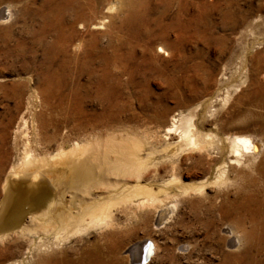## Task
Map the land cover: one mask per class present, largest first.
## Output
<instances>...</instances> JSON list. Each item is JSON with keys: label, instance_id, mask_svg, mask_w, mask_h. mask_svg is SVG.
<instances>
[{"label": "bare ground", "instance_id": "6f19581e", "mask_svg": "<svg viewBox=\"0 0 264 264\" xmlns=\"http://www.w3.org/2000/svg\"><path fill=\"white\" fill-rule=\"evenodd\" d=\"M165 1L161 0V6H164ZM194 1L195 7L188 11L186 0H168L170 7L167 11V25L171 34L180 36L182 31L188 28L207 38H220L217 33H204L207 31L206 27L212 25L205 13L214 0ZM258 1L261 11L244 16L241 11L237 13L239 8L234 0H216V17L220 20L226 18L225 27L236 23L234 34L244 32L254 33V36L260 35L259 33L264 31V0ZM141 4V0H39L35 7L36 25L33 23L35 27L32 28H35L36 38L43 32L50 34L47 41L41 43L40 74L44 80H52L61 69L66 70L69 67L68 71L72 70V60L77 58L76 64L83 65L81 68L85 70V80L81 83L78 81L77 85L89 87L95 100L88 101L94 104V108L90 106L88 109H82L79 99L36 100V104L33 103L37 106L36 111L27 113L28 118L33 121L29 127L33 135L29 137H26L20 127L23 108L18 109L15 123L8 131L10 137L7 139L15 152L11 159L7 160V164L5 163L0 175V240L15 239L21 241V244L14 255L7 254L0 264H119L120 259L114 253V245L119 235V221L111 215L112 210L122 208L133 212V209L142 205L146 209L149 207V220L152 224L167 212L168 203L160 202L147 187L137 183V179L143 173H152L151 168L144 171L146 166H153L152 156L165 161L178 148H196L200 136L191 128L184 113L169 112L163 119L164 117L159 115L160 109L151 110L148 115L150 113L158 123L161 122L157 128L161 143L153 148L146 141L148 147L140 150V122L146 119L131 108L126 100L129 94L121 90V86L138 83L133 78L138 69L139 75L154 70L148 64L149 51L145 52L147 54L133 56L128 50L132 43L137 42L146 19ZM30 13L32 15V12ZM3 14L5 9L0 7V16ZM257 23L260 28L251 32V28ZM72 24L81 29L85 26L96 29L88 30L87 36L84 34L85 37H80L76 29L72 28ZM70 38L74 39L76 45L81 44L88 50L92 48L96 51L99 67L93 74L90 72L92 67L85 68L87 64L83 63L90 58L85 52V55L80 52L78 55L81 56L77 57L72 55L73 51L65 52ZM143 44L141 42V45ZM120 46L126 48L121 49ZM163 47L159 40L154 44L156 50L161 51ZM161 52L164 53L163 50ZM64 53L67 55L64 56ZM118 59L119 63L112 66ZM108 66H111V69ZM118 74H121V78ZM256 81L249 93L257 95L251 94L249 100L261 109L256 111L259 119L264 122V77L263 80ZM139 82L145 81L140 78ZM259 93L262 96L258 95ZM44 124L48 126L47 131H34L40 127L42 129ZM143 129L145 132L142 130V135L146 140L147 136L151 137L153 134V128L144 125ZM170 132H173L171 138L167 135ZM219 138L220 143L214 145V153L220 155L221 159L212 165L211 181H215L223 164L228 162L249 168V171L264 179V148H258V143L248 139L244 133L229 132ZM47 142L49 145H46ZM33 145L45 148L31 151ZM170 181L171 176L167 173L158 179L156 187L162 188ZM248 184V190L243 191L244 186L240 184L235 196L225 198L222 194L215 203L219 213L239 210L245 225L239 228L240 245H237L235 236L224 228L228 247L217 257L214 264H264V196L253 194V191L261 188L259 183L257 187L252 179ZM199 185L198 182L187 186L197 190ZM187 186L179 184L177 190L182 191ZM261 186L264 189V184ZM89 226L98 230L92 237L80 239L74 245L68 244V254L62 249L53 252L52 248L60 238L78 233ZM53 227L61 231L60 238L54 234ZM46 229L49 231V238L42 239L41 235ZM144 237L148 242V252L142 258L140 241ZM3 246L1 244L0 248ZM174 248L181 252L184 245L175 244ZM120 249L123 254L121 261L125 264L144 263L152 254L153 243L148 236L136 237L123 244ZM167 264L178 262L170 258Z\"/></svg>", "mask_w": 264, "mask_h": 264}, {"label": "rangeland", "instance_id": "374dc122", "mask_svg": "<svg viewBox=\"0 0 264 264\" xmlns=\"http://www.w3.org/2000/svg\"><path fill=\"white\" fill-rule=\"evenodd\" d=\"M186 1V10L191 11L196 3L194 0ZM202 1L213 2L211 0ZM257 1L234 0L239 8L237 13L241 11L244 16H250L253 12H260L261 4ZM38 2L39 0H0V7L5 9L3 17L0 16V175L5 163L7 164V160H10L13 152H15L7 139L10 137L8 131L15 123L14 118L18 109L23 108L21 112L23 116L22 126L20 125V127L26 137H29L33 135L29 131L33 121L27 115L33 110L36 111V100L79 99L82 109H88L90 106L94 108V104L88 101L95 100L92 98L89 87L77 85L78 81L81 83L85 80V70L81 68L84 66L76 64L77 58L72 60V63L74 62L72 70L68 71L69 67L66 70L61 69L60 73H57V76L52 80L46 81L40 74L41 43L46 42L50 34L43 32L37 39V34L34 32L35 28H32L36 25L35 7ZM141 2L142 13L144 19L146 18L141 28L143 34L139 33L137 42L132 43L128 50L133 56L148 53V64L154 70L139 75L140 69H138V72L133 75L138 83L121 86V90H125L129 94L126 100L131 108L143 119H146L140 122L139 133H141L140 137L143 138H140L139 141L140 150L148 147L147 142L153 148L161 143L157 130L161 122L158 123L155 118L150 116V113L148 115L151 110L160 109L159 115L164 117L163 119L169 112L184 113L190 126H192L191 128L195 129L200 137L196 148H178L165 161L158 157H151L153 166H146L144 171L151 168L152 173L150 175L141 174L137 183L147 187L155 197H158L160 202L168 203V210L156 223L152 224L149 220L151 213L149 207L146 209L142 205L133 209V212L127 211L129 209L126 211L122 208L121 210L113 209L111 215L119 221L117 233L119 235H117L118 238L114 245V250H116L114 253L120 259L119 264H125L121 258L123 257L121 246L133 238L148 236L153 243L152 254L144 263L135 264H155L156 262L167 264L170 258L176 260L178 264H214L218 259L217 257L228 247L224 228H227L235 236L237 245H240L239 228L245 225L239 210L226 213L216 211L215 203L220 199V195L223 194L225 198H232L236 195L240 184L244 186L243 191H246L249 188L248 182L253 179L257 187H261L256 188L257 190L253 191V194L264 196V189L261 186L264 184V179L255 172L251 170L250 172L249 168L239 166L236 163H224L221 172L215 177V181L210 180L212 165L221 159L220 155L214 153V145L220 143L219 137L221 135L229 132L244 133L248 139L258 143V148L261 150L264 148V122L259 119L260 116L257 112L261 109L255 106L252 100H249L251 94L257 95L253 92L249 93V90L253 88L256 80L259 82L264 77V31L257 36H254V33L244 32L234 34L236 23H232L228 27L224 26L226 18L220 20L216 17L215 6L217 7L218 3L214 0L213 5L206 8L205 14L212 25L207 26V31L204 33H217L220 38H207L188 28H185L180 36H173L167 25V11L170 7L168 0L164 2V6H161V0H141ZM72 28L76 29L80 37H85L84 34L87 36L88 30L96 29L86 26L81 29L74 24H72ZM256 28L259 29L260 24H255L254 28H251V32ZM141 34L144 40L141 38ZM158 40L162 47L164 46L162 48L164 53L161 52L162 50L159 51L154 48V44ZM141 42L144 44L141 45ZM67 44L64 49H67L66 53L73 51L72 55L74 54L76 57L80 52L81 55L86 53L90 56L87 62L84 61L83 63L84 65L87 64L85 68L92 67L91 74L98 70L99 64H97L98 60L94 49L88 50L81 44L76 45L73 38H70ZM123 47L125 46H122L121 49ZM150 54L152 55L150 56ZM119 61L120 59L116 60L112 66L118 64ZM108 67L111 69V66ZM75 68L77 69L75 70ZM39 77L42 78L39 79ZM118 77L121 78V74H118ZM140 78L145 82H139ZM82 91L84 92L82 93ZM125 122L127 124L128 120ZM44 125L42 129L40 127L34 131H47L48 126ZM144 125L153 128V134L151 137L147 136L146 140L142 135L145 132ZM167 135L171 138L173 132L167 133ZM28 145L30 146V142ZM46 145H49V142ZM39 148L45 147L33 145L31 151H35V149L37 151ZM167 173L170 174L171 181L162 188L156 187L158 179ZM198 182L200 185L197 190H192L187 186ZM179 184L187 187L179 191L177 190ZM53 228L56 237L61 235V231L57 227ZM46 231L41 235L42 239L49 238V231L47 229ZM96 231L98 230L89 226L78 231V233L74 232V234L65 235L63 238L59 236L60 239L58 238L59 240L52 250L54 252L56 249H62L64 253L68 254L66 247L68 244L74 245L80 239H88ZM144 239L146 238H142V241ZM1 244L4 246L0 248V262L7 254L14 255L21 241L1 239ZM175 244H183V251L177 252L174 248ZM7 247L8 250H6Z\"/></svg>", "mask_w": 264, "mask_h": 264}, {"label": "water", "instance_id": "95a60500", "mask_svg": "<svg viewBox=\"0 0 264 264\" xmlns=\"http://www.w3.org/2000/svg\"><path fill=\"white\" fill-rule=\"evenodd\" d=\"M148 242L144 239L142 241L141 247H140V257H144V255L148 252Z\"/></svg>", "mask_w": 264, "mask_h": 264}]
</instances>
